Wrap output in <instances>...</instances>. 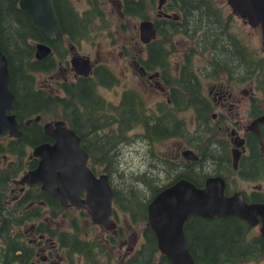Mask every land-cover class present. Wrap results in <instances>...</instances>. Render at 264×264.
<instances>
[{
  "label": "flooded vegetation",
  "instance_id": "flooded-vegetation-1",
  "mask_svg": "<svg viewBox=\"0 0 264 264\" xmlns=\"http://www.w3.org/2000/svg\"><path fill=\"white\" fill-rule=\"evenodd\" d=\"M18 1H11L12 5L6 2L3 9L19 12L32 30L30 34L34 33L36 40L25 39V46L31 48L30 62L35 60V45L45 46L49 51L43 59L35 60L39 64L38 70L33 69L34 71L27 74L32 79V88L40 91L43 100L40 98L41 115L35 114L22 120L25 130L30 129L31 124L37 125L41 130L40 137L44 141L42 143L52 144V140L43 134L42 126L47 123L53 125L59 119L46 111L48 98H65V87L68 91L79 88L76 91L79 96L86 97L85 106L90 119L87 115L81 117V112L78 111L75 122L82 126L83 121L88 120L92 125L91 131L99 130L98 134L107 133L115 140L123 138L118 144L113 143L106 149L112 157L109 163L103 162L99 154L102 152L101 146L96 142V159L91 165L89 149L82 144L83 140H89L91 134L82 131L83 139L76 134L79 146L88 158L87 169L94 178L99 175L106 176L112 198L113 186L116 185L112 177L119 173L120 166L129 173L132 171L121 160L123 149L127 148L136 154L139 150L145 152L143 159L151 160L152 168L156 167L157 162L170 163V172H163L165 180L177 178V181H195L199 184L193 183V186L200 188L206 178L219 176L224 181L226 196L240 193L247 203L258 202L251 201L257 200L258 194L264 198V151L261 152L258 138L248 129L249 124L264 112V42L260 24L251 26L247 21L233 16L226 2V8H223L215 6L211 0L212 6L221 9L223 13L222 22L218 26L220 31L217 32L214 28V35L208 41H205V37L201 38L200 32L191 39L186 36L189 30L183 31L184 36L170 33L171 45L165 48L162 65H158L157 49H149L157 38L154 21L164 19L183 24L179 16L168 9V0H165L160 10H156V3L155 19L152 20H149L147 11L153 9V0H76L79 4L87 3V9L82 13H77L78 8L71 0H51L59 26V32L53 37H48L31 26L28 17L19 9ZM100 4L106 10L107 5L110 7L107 10V19L101 20L103 14L99 10ZM123 10L126 11L125 15ZM164 14L168 17H164ZM236 20L241 24H237ZM139 21L153 23L156 37L152 42H140ZM22 29L24 28L19 27L20 31ZM177 39L180 42H176ZM101 41L106 44V53L100 60L98 51L91 59L90 55L79 54L77 50L81 43L87 42L91 46ZM205 42L212 45V50L206 48L203 51ZM253 43H256L254 47ZM18 51V57L29 54L23 52L20 46ZM173 59L175 61L171 62ZM72 60L78 64L86 61L89 74H77L71 65ZM36 77L41 80L36 81ZM200 79L204 80V85ZM9 91L14 100L13 92L10 89ZM146 97L150 99L149 103H146ZM14 105L15 100L11 113L20 133L21 126L15 118ZM63 108V105H59L57 110ZM86 108L82 106L85 113ZM184 115L191 118V131L183 120ZM130 116L132 120L145 121L146 125L124 130L123 127L131 122ZM35 118H38L37 121H34ZM64 124L73 132L67 122ZM102 124H109V130H100ZM257 126L264 150V125ZM147 129L152 138L156 134L161 137L152 143L148 140ZM12 140L15 139L7 133L0 134V170H4L11 163L7 161L4 148L11 145ZM179 140L184 144L173 143L176 147L168 151L167 156L155 155L152 151L156 143ZM199 141L200 144L197 145ZM29 149L31 151L32 147ZM185 152L193 153L196 158L191 159V155ZM29 154H26V159L33 163V167L29 169L31 170L35 168L38 160L31 158ZM104 171H109V175ZM136 171L141 172L139 169ZM24 174L25 172L20 173L13 179L0 175V187L1 184L6 185L7 191L1 194L2 187L0 189V215H7L11 210L12 214L20 217V224L17 225V230L21 233L20 240L31 247V260L28 264H62L64 259L70 260L72 256L76 257V264L131 263V258L137 255L136 251L141 242L134 249L138 237L132 233V246L127 247V232L119 226L112 198V226H97L88 216L86 207L73 208L68 200L60 207L57 200L40 190L39 184L20 185L18 182ZM242 184L246 188H242ZM77 194L81 200L86 197L84 193ZM261 202L264 199L258 203ZM50 205L59 207L60 210L51 211ZM27 216L30 217L22 220ZM5 218H0V224ZM58 221L69 231H59ZM79 224L88 225L92 230L91 236L83 228L82 231ZM5 225L8 223L5 222ZM40 225L44 233H38ZM51 225L56 226V230H51ZM22 227L26 229L21 231ZM63 232L71 234L70 240L76 244L71 243L68 246L61 243L60 238L63 242H68L65 236L60 237ZM82 243L84 246L78 245ZM81 251L88 252L95 261L85 263ZM66 264L71 263L68 261Z\"/></svg>",
  "mask_w": 264,
  "mask_h": 264
},
{
  "label": "trees",
  "instance_id": "trees-1",
  "mask_svg": "<svg viewBox=\"0 0 264 264\" xmlns=\"http://www.w3.org/2000/svg\"><path fill=\"white\" fill-rule=\"evenodd\" d=\"M11 1L13 0H0V52L4 54L6 58L7 71L11 77L9 89L14 94L15 105L13 110L17 123L21 126V137L12 140V144L4 148L7 161L11 163H9L4 170H0V175H4L8 179H13L20 173H24L25 170H29L33 167V163L26 159V150L30 147H34L36 144L44 142L40 137L42 134L37 125L31 124L30 129L25 130L21 124L22 120L31 118L35 114L41 115L42 97L40 91L32 88V79L27 75L31 71L38 70L37 66H39L35 60L30 62L31 48L25 46L27 41L25 39H34L35 35L33 32L30 34L32 30L28 27L27 20L21 17L19 12L16 13L12 9L10 11L9 9H3V6H6V2L12 5ZM212 4L213 2L211 0L167 1L168 9L172 11V13L175 12L183 24H177L175 21H166L164 19H157L154 21L156 24L155 30L157 38L149 49L153 47L157 49V58H159L158 65H162L161 59L164 60L165 48L171 45L170 37H172L173 34H182L184 36L183 31L189 30V34H186V36L191 39L193 35L200 32L201 38L205 37V41H208L214 35V28L217 32L220 31L218 26L222 22L223 13L221 9H215ZM123 13L125 15L126 11L123 10ZM102 19L103 17L101 16V20ZM19 27L24 28L21 30L22 32L19 30ZM170 33L172 35H170ZM203 44L205 47L203 51H205L206 48L212 50L211 44L206 42ZM19 46L23 52L25 51L29 54L24 57H18ZM77 89L79 88L68 91L65 87V98L49 96L46 111L55 119L67 122L69 128L80 136L81 139H83L82 131H88L91 134L88 141H82L83 146L89 149L87 150L89 152L88 158L91 165L94 164V160L96 159V153L94 152V144L96 142L101 146L102 152L99 154H101L103 162L109 163L112 157H110L106 149L113 145V143L118 144L123 138L115 140L111 139L107 133L98 134L97 131L99 130L91 131L90 128L92 125L88 120L83 121L84 123L82 126L78 122H75V118H78L79 112H81V117L87 115L88 119H90V115L85 106L86 97H83V95L79 96L76 91ZM59 105H63L64 108L57 110ZM82 106L86 108L85 111L87 113H85L84 110L82 111ZM130 120L131 122L123 127L124 130L131 129L138 125H146L145 121H135L132 120V118ZM100 130H109V124L107 126L104 124L100 125ZM147 136L148 140L152 143H155L156 140L161 137L156 134V136L152 138L149 131ZM199 144L200 141L197 145ZM170 169V163L161 162L160 164L157 162L156 167L149 168L148 172H133V177H125L124 174H119L118 180L122 182L119 185L113 186L112 205H114V210L122 214L124 213L128 217L131 226L138 224L141 228L140 235L142 241L136 251L138 253L131 258V263L128 264H169L156 250L153 234L150 228L146 226L145 210L148 204L147 202L155 196L160 189L168 187L170 184L177 181V178L170 179L169 177V179L165 181H160V179H158L159 172L162 171L161 173L165 172L167 174L170 172ZM150 171H154L158 175H152ZM121 172L122 171H119V173ZM105 173L109 175V171ZM112 179L116 180V177H112ZM193 183L199 184V182L195 181H193L192 184ZM1 187V194H5L7 192L5 189L6 185L1 184ZM260 196L262 199H260ZM256 199L257 200L252 199L251 201L260 202L264 198L261 194H258ZM55 209L57 211L60 210L59 207L50 205L51 211ZM4 216L6 218L3 221L1 220L2 223L0 224V264H28L31 260V256H29V248L31 247L25 245L20 240L21 233L19 229L17 230V225L20 224V217L16 214H12L11 210L7 215H0V218ZM28 217L30 216L24 217L22 220H27ZM5 222H7L8 225H5ZM39 228L38 233H44L42 225H40ZM252 233V228L233 217L207 221L198 217H192L187 219L184 223V237L186 238L188 250L195 264H254L261 261V254L263 251L262 240L257 233ZM61 234L60 237L65 236L69 242H63L62 238H60L61 243H66L68 246L74 243L70 240L71 234L65 232ZM76 234H78V231H76ZM78 245L84 246L83 243ZM81 252H83L81 254H83L85 263L95 261L88 252ZM68 254L71 253L68 252Z\"/></svg>",
  "mask_w": 264,
  "mask_h": 264
},
{
  "label": "water",
  "instance_id": "water-1",
  "mask_svg": "<svg viewBox=\"0 0 264 264\" xmlns=\"http://www.w3.org/2000/svg\"><path fill=\"white\" fill-rule=\"evenodd\" d=\"M165 0H158L156 10H160ZM231 14L245 20L251 26L260 24L262 42H264V1L263 0H225ZM21 9L32 27L53 37L59 32L57 14L51 0H19ZM168 17L167 15H163ZM138 35L142 44L155 39L152 22L139 21ZM34 59L41 60L49 51L45 46L35 45ZM79 75L87 76L89 67L86 61L79 64L70 61ZM74 63L76 65H74ZM6 59L0 53V134L18 139L20 133L11 113L14 103L13 95L8 89ZM35 118L34 121H37ZM257 125H264L263 115L252 121L248 129L259 140L263 153L261 138ZM42 132L52 140V144H38L32 147L29 156L37 159L34 169L25 171L19 180L20 185H40V190L64 206L66 200L76 209L86 207L87 214L94 224L107 228L110 225L112 193L105 175L94 178L87 169V156L79 146V138L70 131L62 121L42 126ZM242 143V142H241ZM191 159H195V155ZM185 156V154H184ZM223 179L206 178L202 187H195L186 179L178 180L162 188L146 205V226L150 228L156 243V250L169 264H195L188 250L184 237V223L187 219L198 217L202 220L235 218L250 228L257 227V234L262 240L261 261L264 264V202L247 203L240 193L225 195ZM84 193V200L77 193Z\"/></svg>",
  "mask_w": 264,
  "mask_h": 264
},
{
  "label": "rangeland",
  "instance_id": "rangeland-1",
  "mask_svg": "<svg viewBox=\"0 0 264 264\" xmlns=\"http://www.w3.org/2000/svg\"><path fill=\"white\" fill-rule=\"evenodd\" d=\"M213 1H214L215 6L226 8V7H224L225 0H213ZM71 2H73V4L78 8V9H76L77 13H82L83 11H85L87 9V3L86 2H82L81 4H79L76 0H71ZM156 3H157V0H153V9H150V10L147 11V14L149 16V20L155 19V14H156L155 6H156ZM108 7L109 6L107 5V7H106L107 10H108ZM109 9H110V7H109ZM99 10L103 14V16H102L103 19H107V16H106L107 15V10L103 7V4H102V6H101V4L99 5ZM114 18H115V16H114ZM110 19H111V17H110ZM236 23L237 24H241L239 20H236ZM176 42H180V41H178V39H177ZM255 44L256 43H253L252 47H254ZM104 45H106V44L105 43L102 44V41L100 43H98V44L95 43V44H93L91 46H89V44L86 42V43H81L79 45V47L77 48V50L79 51V54L90 55L91 59L94 58V53L98 51L99 56H100L99 60H100V59H102L105 56V53H106V48H105ZM131 51L133 52L134 50H131ZM174 55H176V54H174ZM174 61L175 60L173 59L171 62H174ZM35 80L39 82V80H41V79H40V77H36ZM200 80H202V84L204 85V80L203 79H200ZM149 101H150V99L148 97H146V103H149ZM190 119L191 118L188 117L187 115L183 116V120H185V122H186L187 129H189L191 131L192 125L190 124ZM173 143L179 144V145H183L184 144V142H182V140H179L178 142H169L168 141V142L156 143L154 145L152 151L155 153V155L157 154V155L163 156V157L167 156L168 155L167 152L176 147L175 144H173ZM132 150H135V149H132ZM26 152L30 153V149H27ZM144 153H142V150H139V153L136 154V152H133V151L129 150L128 148H127V150L123 149V153L121 154L123 159H121V160L123 162H125L126 163L125 166L127 168H130L132 171L129 173L128 170H125L124 168H122L120 166L119 171H122L123 173L122 172L121 173H117L116 180L115 179L113 180L116 185H119V183L117 181L118 177H119V174H124L125 177H128V176L133 177L134 174H132V173L135 172L136 169H139L141 171V173L142 172L144 173L145 171L148 172L149 168H152L150 166L151 160H146V159L144 160L143 159V157L145 156ZM150 172H152V175H158L154 171H150ZM159 179H161L160 181H163V180L166 179V176H164L163 173L159 172ZM123 180H126V179H123ZM120 182H122V181H120ZM262 184L264 185V180H263ZM244 185L245 184H242L241 187L242 188H246ZM115 212H116L115 215H116V217L118 218V220L120 222L119 226L123 229L124 232L125 231L127 232V234H126V245H127V247L132 246V242H133L132 233H134L138 237V239L134 243V249H136L138 244L141 242V240H140V233H141L140 232V230H141L140 226L138 224H135L134 226H130L129 220H128L127 216L124 213L122 214L121 212H118V211H115ZM58 226H59V228H58L59 231H66V232L69 231V230L68 231L66 230L64 225L61 226L59 221H58ZM79 227H80L81 230L83 228V230L85 232H87V234H89L91 236L90 233L92 232V230H91V228L88 225L79 224ZM49 228L50 229L52 228V229L56 230V226H54V225L49 226ZM24 229H26V228L22 227L20 230L23 231ZM252 231H253L254 234H256L257 233V227L256 228H252ZM124 250H126V246L124 247ZM65 260H68L69 263H71V264H76V262H77V259H76L75 256H72L70 258V260L69 259H64L62 264H66L68 262L67 261L65 263Z\"/></svg>",
  "mask_w": 264,
  "mask_h": 264
}]
</instances>
